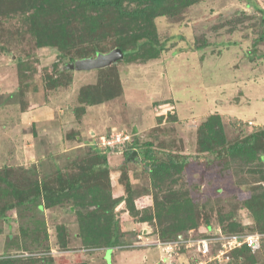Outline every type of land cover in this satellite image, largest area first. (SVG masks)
Returning a JSON list of instances; mask_svg holds the SVG:
<instances>
[{
	"label": "rangeland",
	"instance_id": "obj_1",
	"mask_svg": "<svg viewBox=\"0 0 264 264\" xmlns=\"http://www.w3.org/2000/svg\"><path fill=\"white\" fill-rule=\"evenodd\" d=\"M35 9L24 10L21 0H0V259L160 264L164 257L161 264H264V236L261 247L251 250L254 262L232 254L210 262L185 247L171 257L157 248H123L140 243L142 231L145 241H156L170 225L188 222L182 210L189 204L191 218L200 214V221L208 218L226 235H264L261 211L245 204L264 190V161L221 159L209 152L203 135L211 122L217 139L230 143L264 129V0L180 5L155 17L148 31L126 19L93 36L78 24L68 28L70 39L41 47L30 21L39 12ZM120 38L126 57L97 69L68 68L88 59L81 51L97 45L106 51L99 54H108ZM113 129L132 134L141 157L126 162L101 151L108 157L111 182L105 190L101 178H86L91 172H84L102 169L89 147ZM146 150L157 162L175 159L187 167L182 173L171 170L172 177L163 182L164 176L155 187L158 181L146 167L152 162L142 154ZM60 178L78 180L73 183L78 189L59 191L60 201L53 194L36 195L38 186L61 190ZM116 199L122 201L109 215L121 238L107 260L109 248L91 242L94 232L87 230L84 216ZM227 219L239 231L226 229ZM205 234L197 226L181 236Z\"/></svg>",
	"mask_w": 264,
	"mask_h": 264
},
{
	"label": "trees",
	"instance_id": "obj_2",
	"mask_svg": "<svg viewBox=\"0 0 264 264\" xmlns=\"http://www.w3.org/2000/svg\"><path fill=\"white\" fill-rule=\"evenodd\" d=\"M199 1L201 0H21V5L22 7H24V10L27 9V6L31 5L36 7L35 10L39 11L38 13H36L35 11V14L33 17H31L30 21L32 23V26H36L35 32L37 36V45L41 47L44 45L55 46L59 44L58 40L63 41L64 39L65 41L67 39H70L66 34L68 28L71 26H74V28H76L78 27V24L85 25V29L88 30L87 33L93 36L96 35L97 31L104 32L105 30H111L113 24L126 19L137 23L140 26H143L144 28H146V31H148L153 27V21L155 17L166 14L168 13V11L172 13L173 11L178 9L180 5H193ZM40 18L42 19V21L36 22V19ZM42 23L46 24L45 31L41 29ZM145 34L148 35L149 33ZM46 36L47 38H45ZM96 41L99 42L98 39H96L95 42ZM124 41V39L120 38L118 41H116L115 46L120 48L124 54V57H126L128 54V50L127 45ZM94 47L96 48H92L90 50H88V48L84 51H81L80 53L87 58H93L96 56V54L99 53H106L104 49L98 47L97 45H94ZM88 98L89 94L87 95V99ZM205 126L207 127V130L203 131V135L205 137V140L207 141L208 150L209 152L215 153L217 157L225 160L228 159L229 161L234 160V158L236 159V157L237 159L238 157H245L246 164L254 162L255 160H259L260 162L264 161V129L251 133V135H249L246 140L242 142L230 143L224 137H221L220 140L217 139V135L214 132V124H212V122ZM219 134L220 133H218V135ZM217 147H220V150H217ZM89 148L93 150L92 154H95L94 156L96 157L93 158L99 162V165L102 169H98L97 171L87 169L88 171H85L84 174H87L89 172L91 173L86 175L85 177H94L95 179L96 177L101 178L99 181H102V184L104 183V186L106 187L105 190H107L111 184L109 179L108 157L106 154L101 152L96 144L90 145ZM134 151L138 153V158L141 157L139 149L136 147L135 142H133L128 146L123 155L126 162L129 155ZM142 154L145 160H151L152 162V164L146 165V167L147 170L151 173V176L158 181L155 182V187L159 184V182H161L164 176L165 177L163 182L172 177L173 173H169L171 170L173 171L176 168L177 170L175 171V173H182L187 167L186 163L179 161L177 162L175 159H169V161L164 163L157 162V160L154 159V152L150 150H146L145 152H142ZM138 158H136L135 160L138 161ZM121 180H123V182L126 181L125 185L127 187V192L128 194H130L132 189L131 184L128 181L127 174H123ZM59 182H61V190L59 189L56 192H51V189L47 186H44L42 188H39L38 186L35 189L36 195L44 194L45 196H50L51 194H53L54 196H56L55 200L58 201L59 198L60 201L61 192L59 191H64L65 189L70 190L73 188V183H77L79 181L76 179L69 181L68 179V181L63 182L62 178H60ZM97 186L98 182L96 185H94V188H96ZM89 188L91 187L89 186ZM73 189H78V186ZM17 190L18 189H15V191ZM69 196H71V194ZM121 201L122 199H116L110 204V207H105L101 210L90 212L84 216L87 220V227H90L87 230H92V232H94L91 242L95 241L96 244H104L109 248L107 251V260L110 259L108 258V256L110 255V252H112L111 248H115V246H118V242L121 238L118 228H114V216L109 215V209H114L115 206H117ZM188 201L189 203L191 202L190 200ZM23 203V199H20L18 202V204L21 205ZM245 204L246 206H248L249 208H253L257 212L261 211V218L264 220V190L258 195V197L253 200H247ZM191 210V204H189V206H184L182 214H187L186 216L188 222L183 223V225L180 226L177 223L174 224L175 226L170 225L169 228H165L160 232L159 236L162 240L160 238L156 240L162 242H166L168 240H177L181 236L183 231L190 228H196L197 226H203L209 233L208 235L205 234L203 237H210L215 235V230H217V228L219 227L213 226L211 221H208V218L203 219L204 221H200L202 219L200 214L199 217H196L195 219L191 218ZM227 220H230V222L227 227L224 226L226 229L232 232L239 231L238 228H236V225L232 223V219ZM224 221L221 220V223H224ZM118 248L121 247H117L116 249ZM146 248L150 249L157 247ZM161 254L163 253L161 252ZM230 254L237 257L248 255L251 259H253V262L255 261L253 255H251V249L247 247L236 249ZM230 254L228 255V257L230 256ZM163 258L164 257H162V261H159L160 264L161 262L163 263ZM7 261H2L0 259V264H9Z\"/></svg>",
	"mask_w": 264,
	"mask_h": 264
},
{
	"label": "built area",
	"instance_id": "obj_3",
	"mask_svg": "<svg viewBox=\"0 0 264 264\" xmlns=\"http://www.w3.org/2000/svg\"><path fill=\"white\" fill-rule=\"evenodd\" d=\"M134 142L133 135L127 131L113 129L111 133L97 139L96 146L105 152L123 156L128 146ZM215 235L205 238H189L180 236L177 240L171 242H162L159 240L149 241L144 239V231L138 235L140 243L128 245L126 249H137L146 247H157L162 253L169 254L170 257L178 252L182 247L194 248L198 255L208 261H221L229 258L228 255L236 249L247 247L251 250H257L261 247V239L264 235L256 233L248 236L226 235L218 228ZM122 248V247H121ZM216 249V251H215ZM165 256V255H164ZM200 264H203L200 263Z\"/></svg>",
	"mask_w": 264,
	"mask_h": 264
},
{
	"label": "water",
	"instance_id": "obj_4",
	"mask_svg": "<svg viewBox=\"0 0 264 264\" xmlns=\"http://www.w3.org/2000/svg\"><path fill=\"white\" fill-rule=\"evenodd\" d=\"M123 56L124 55L122 50L117 48L108 54H98L96 58H88L83 61L73 63L69 65L68 68L72 70H87V69L102 68L111 65L112 63L116 62L119 59H122ZM137 156H138L137 152H132L127 160L135 161Z\"/></svg>",
	"mask_w": 264,
	"mask_h": 264
},
{
	"label": "crops",
	"instance_id": "obj_5",
	"mask_svg": "<svg viewBox=\"0 0 264 264\" xmlns=\"http://www.w3.org/2000/svg\"><path fill=\"white\" fill-rule=\"evenodd\" d=\"M89 143H90V142L85 143L84 145L82 144V147L85 146V145H86V146H89ZM78 148H79V147H78ZM123 256H125V255H123ZM117 257H118V256H117Z\"/></svg>",
	"mask_w": 264,
	"mask_h": 264
},
{
	"label": "clouds",
	"instance_id": "obj_6",
	"mask_svg": "<svg viewBox=\"0 0 264 264\" xmlns=\"http://www.w3.org/2000/svg\"><path fill=\"white\" fill-rule=\"evenodd\" d=\"M134 152H136V151H134ZM138 157V156H137ZM128 159V158H127Z\"/></svg>",
	"mask_w": 264,
	"mask_h": 264
}]
</instances>
